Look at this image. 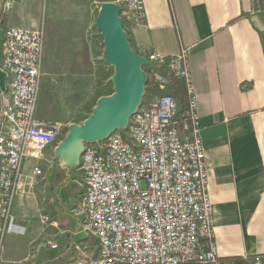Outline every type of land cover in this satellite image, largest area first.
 I'll return each instance as SVG.
<instances>
[{"label":"crops","instance_id":"0c3cea01","mask_svg":"<svg viewBox=\"0 0 264 264\" xmlns=\"http://www.w3.org/2000/svg\"><path fill=\"white\" fill-rule=\"evenodd\" d=\"M6 1L0 51L9 26L38 29L44 15L48 20L38 116L69 129L81 125L114 92L96 27L108 0H15L5 14ZM144 2L146 18L127 28L132 47L143 55L187 51L221 264H264V0ZM65 139L25 159L13 206L17 231L5 236L0 264H83L97 254L77 212L81 155L69 159Z\"/></svg>","mask_w":264,"mask_h":264},{"label":"built area","instance_id":"2783aa9c","mask_svg":"<svg viewBox=\"0 0 264 264\" xmlns=\"http://www.w3.org/2000/svg\"><path fill=\"white\" fill-rule=\"evenodd\" d=\"M112 1L121 9L126 31L146 18L144 0ZM14 3L6 1L5 14ZM3 32L0 70L6 90L0 103V256L5 236L17 231L13 206L25 159L41 157L64 128L37 113L44 24L38 29L9 26ZM97 35L104 48L99 30ZM140 55L149 63L142 66L147 83L138 117H130L118 136L85 144L77 166L80 185H86L77 212L87 215L83 227L97 243V254L82 263L221 264L208 188L209 164L187 51ZM175 82L186 92L182 121ZM148 83L155 85L153 90L146 89ZM35 173L43 175L39 166ZM50 246L59 248L54 242Z\"/></svg>","mask_w":264,"mask_h":264},{"label":"water","instance_id":"95a60500","mask_svg":"<svg viewBox=\"0 0 264 264\" xmlns=\"http://www.w3.org/2000/svg\"><path fill=\"white\" fill-rule=\"evenodd\" d=\"M96 27L104 38L103 59L114 68V92L101 97L81 125L70 127L62 144L69 159L77 160L86 142L105 139L117 129L125 128L145 94L147 76L142 66L149 61L132 47L121 9L112 0L101 4ZM0 87L6 90L5 74L1 70Z\"/></svg>","mask_w":264,"mask_h":264},{"label":"trees","instance_id":"16d2710c","mask_svg":"<svg viewBox=\"0 0 264 264\" xmlns=\"http://www.w3.org/2000/svg\"><path fill=\"white\" fill-rule=\"evenodd\" d=\"M174 88H175V92L178 98L180 99V110L178 113V117L182 121V119L184 118L186 107H187L186 92H185L184 86L180 82H175ZM99 93L100 94L102 93V89L98 90V94Z\"/></svg>","mask_w":264,"mask_h":264},{"label":"rangeland","instance_id":"374dc122","mask_svg":"<svg viewBox=\"0 0 264 264\" xmlns=\"http://www.w3.org/2000/svg\"><path fill=\"white\" fill-rule=\"evenodd\" d=\"M46 21V22H45ZM47 18H46V16L44 15V21H43V24H44V26H45V35H46V32H47ZM0 59H1V51H0ZM111 71H112V74H114V68H113V66H112V68H111ZM113 76V75H112ZM42 82V81H41ZM47 83H49V82H47ZM50 84V83H49ZM151 83L149 84L148 83V85H147V87H146V89H148L149 90V88H151ZM47 86H48V84H46V86H45V89L47 88ZM96 93H98V91H96ZM147 95V94H146ZM145 96V95H144ZM145 98V97H144ZM143 99V98H142ZM82 119V118H81ZM69 132V128H62V131H61V135H60V137L57 139V141H60V140H64L65 139V137L67 136L66 134ZM116 133H118L119 134V131H117ZM42 156V155H41ZM57 207H58V209H60L61 207L59 206V202L57 201ZM87 232H89L90 233V231H87ZM92 235V234H91ZM93 236V235H92Z\"/></svg>","mask_w":264,"mask_h":264},{"label":"bare ground","instance_id":"6f19581e","mask_svg":"<svg viewBox=\"0 0 264 264\" xmlns=\"http://www.w3.org/2000/svg\"><path fill=\"white\" fill-rule=\"evenodd\" d=\"M138 113H140V106L138 107L137 111L131 117H138ZM117 131H119V129H117L116 131L111 133L107 138H113L115 136H118V133H116ZM97 141H105V139H101V140H97ZM85 144H92V142H86ZM80 161H82V154H81ZM85 194H86V185H83V193H82L81 197H84ZM81 216L84 218V220L87 223V215H81Z\"/></svg>","mask_w":264,"mask_h":264}]
</instances>
